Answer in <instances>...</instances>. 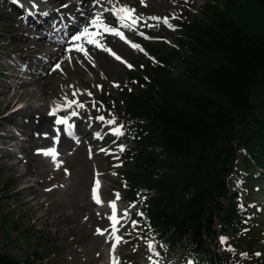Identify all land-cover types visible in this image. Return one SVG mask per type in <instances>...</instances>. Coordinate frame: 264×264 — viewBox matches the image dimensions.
Masks as SVG:
<instances>
[{
    "label": "trees",
    "instance_id": "trees-1",
    "mask_svg": "<svg viewBox=\"0 0 264 264\" xmlns=\"http://www.w3.org/2000/svg\"><path fill=\"white\" fill-rule=\"evenodd\" d=\"M179 45L184 55L151 47L153 63L129 73L117 101L104 99L133 143L123 153V196L140 203V228L164 245L166 264H234L219 234L240 225L229 189L238 153L253 167L248 186L264 168V0L205 5ZM0 264L35 262L0 250Z\"/></svg>",
    "mask_w": 264,
    "mask_h": 264
},
{
    "label": "bare ground",
    "instance_id": "bare-ground-1",
    "mask_svg": "<svg viewBox=\"0 0 264 264\" xmlns=\"http://www.w3.org/2000/svg\"><path fill=\"white\" fill-rule=\"evenodd\" d=\"M0 1L14 10L17 15L21 12L19 16L24 19L23 25L18 23L17 18H12L0 10V16L3 17L0 22V29L4 33L14 34L21 39L16 42L10 41L7 45L15 47L22 55L26 54L23 58L27 62L26 67H23L25 69L23 74L18 69L19 65H0V75L6 74L11 79L7 82L2 80L3 77H0V103L7 106L13 104L12 110L8 111L7 119H16L25 128L20 129L18 136L9 130H0V169L17 173L13 182L20 185L17 191L20 195V202L29 209L35 221L42 219L45 225L53 227L55 231L65 230L70 234L84 230H90L94 233L98 228L107 229L108 231L103 236L99 234L92 236V241L99 248L97 257L101 258L104 256L101 248L106 245V239L112 230V221L108 219L112 210L111 207L96 204L91 198V163L86 156L89 147L93 145L90 141V137H94L93 133L97 131H100L101 134L108 133L107 127L95 119L90 126L88 125L87 118L89 116L95 118L101 112L97 113L93 109L88 111L89 102L86 98L90 100V97L78 93V98L87 103V108L80 110V116L73 117L70 122H75V131L79 135L80 143L77 144L73 139L68 138L63 133V126H57L61 129L60 141L56 145L57 151L60 153L57 159L65 160V165L59 167V172L52 176L56 180V187L47 191L38 188L37 185L39 182H45V180L40 179L49 176L53 162L50 157L37 154L36 149L51 147L53 142L51 139L44 138L42 135L37 136L35 133L55 135L53 131L55 117L48 115L45 105L33 106L31 100L39 96L45 101L50 100L52 107L55 103L61 102L66 93L69 98H73L71 92L79 89L76 85L86 86V80L90 78L101 77L106 80L110 73L114 74L121 69V65L109 53L87 44L85 47L92 57V62L77 52L71 53L72 59L71 61L68 60L69 54L64 51L67 45L61 41L76 30L77 24L83 22V18L77 10L79 0H36L39 8L31 7L30 0H21L19 4L16 3V0ZM121 3L135 8L137 13H143L145 17L151 15L170 17L172 14L178 16L180 12L185 17L192 15L193 11L201 5L202 0H187V3L184 0H145L147 6L141 5L140 0H121ZM65 4L69 6L63 7ZM104 6L107 7L108 5L105 3ZM81 10L86 14L92 11L89 0H83ZM44 11L48 13L47 16L43 15ZM37 17L51 26L56 36L45 35L44 39H38L32 31L35 28H43L41 27L43 22ZM104 19L106 23L119 27L115 18L111 17L109 13H105ZM177 21L178 19L171 22L176 24ZM14 22L17 25H14ZM148 23L155 24L156 22L148 21ZM121 30L131 42L143 43L144 45L148 39L138 35V31L145 32L146 36L163 37L167 42L172 41L175 33V31L167 29L162 22L155 28L146 25L140 26L136 32L128 29ZM100 40L102 44L111 48L123 59L129 57L130 62L132 57L138 54L137 49L131 48L129 44L121 41L118 37L105 34ZM57 61L61 63V69L49 71ZM93 63H95V67H93ZM45 72L48 73L46 78L43 76ZM82 76L86 80H83ZM69 85L73 87L70 89ZM66 114L65 111L58 113V115ZM73 159L79 161V168L82 169L81 172L85 177L83 184L72 197L73 200H68L66 188L75 180H79L78 168H71L64 181L57 176L64 169H69L73 165L71 161ZM60 187L64 189L61 188L58 191ZM51 194H55L51 200L44 198L47 195L52 196ZM98 195L103 199L99 190ZM45 207L46 211L43 213ZM124 209V206L119 202L117 204L118 218ZM146 260L147 258L138 264H145ZM181 260L174 264H183Z\"/></svg>",
    "mask_w": 264,
    "mask_h": 264
},
{
    "label": "rangeland",
    "instance_id": "rangeland-1",
    "mask_svg": "<svg viewBox=\"0 0 264 264\" xmlns=\"http://www.w3.org/2000/svg\"><path fill=\"white\" fill-rule=\"evenodd\" d=\"M216 1L218 0H202L201 5L189 16L184 17L180 12L178 16L181 18L178 19L175 24L177 28L174 33V38L170 43L165 39H148L146 45L139 43L145 49L147 55L138 50L137 56H133L131 62L129 61V57L123 59L134 65L133 69L130 70L125 64L119 62L121 69L114 74L110 73L106 80H103L101 77L86 80V78L82 76L83 80L87 81L86 86H80L78 84L76 87L80 90H85V96H87L86 92H91L93 94L90 100L86 98L89 102L88 111L93 109L91 106L93 100L102 102L103 108L100 110L101 114L99 115H105L107 118H111V116H113L111 113L113 108L106 104L104 99L108 98L112 101H117L120 94L127 86L129 73L143 69L149 62L153 63L154 60L150 57L151 47L156 46L166 51L177 50L179 54L184 55L186 52L179 45V40L184 33L185 24L203 18V7ZM0 10H3L12 18H17L19 24H24V19L22 16H19L21 12L17 15L14 10L10 9L6 4H3L2 1H0ZM2 19L3 17L0 16V22ZM37 19L41 20L40 17H37ZM41 21L43 22V20ZM14 25H17L16 22H14ZM41 27L43 28H35L32 31L38 39H44L45 35H49L50 37L56 36L54 35V30L48 24L43 22ZM20 40L21 39L14 34L4 33V31L0 29V65H19L20 67H18V69L21 71V74H23L25 70L23 67H26L27 64L23 57L26 54L22 55L15 47L13 48L7 45L10 41L16 42ZM141 65L144 67L141 68ZM170 65L175 71L181 70L182 68V62L178 58L172 59ZM43 76L45 78L48 77V73H43ZM0 77H3V81L9 82L11 80L6 74H2ZM113 81L118 82L121 88L113 87ZM96 85H102V90L98 89ZM31 104L33 106L45 105L47 113L52 105L50 100L45 101L39 96L33 98ZM99 106L98 103L97 107ZM11 108H13V104L7 106L4 103H0V130H9L16 133V136H18L20 129L25 128L20 125L19 121L16 119H7L8 111ZM93 110L97 112L95 109ZM117 123L120 124L118 119ZM104 125L105 124H103V126ZM105 126L107 127L108 133H103L102 139L90 137L91 144L93 145H91L89 149L92 150L93 155L90 158L89 151L86 154L91 163L90 181L92 186L96 179L100 181L98 190L103 197V199L100 198L102 201V203L99 204L100 206L111 207L110 202L115 200L116 205L121 202L125 209H129V216L116 224V227L119 229L117 235L122 236L124 241H126L119 244L115 252L121 264H138L146 258L145 264H150L148 256L153 255V253L149 251L147 242L153 239L151 238L148 240L147 234L140 228V223L138 225H133L131 223L132 220L138 221V215H136V213L141 212L140 203L136 202L129 204L124 198L122 191L121 171L124 168L122 164V161H124L123 153L128 148L132 147L133 143L126 137L114 136L108 131V126ZM94 140L95 142H93ZM119 144L125 145V151L120 152L118 150ZM15 148L18 149L17 147ZM101 148L105 149V151L101 152ZM241 152L238 153L239 161L236 173L229 182L230 199L237 205V215L240 219V225L226 227L219 234V238L221 236L228 238L227 242L222 244V246L226 250H229L231 255L234 256V264H264V168L257 170L253 178L249 175L251 176V180L248 186L245 183L248 175L245 174L252 171L253 167L244 161V155ZM116 156H118L119 159H116ZM57 160L62 161L60 167L65 165V160ZM71 161L73 165L67 169L68 172L66 173L63 170L60 175L57 176V178L64 181L71 168H78L79 180H75L73 184L68 185L66 188L68 200H73L72 197L75 196L78 188L83 184L85 177L83 172H81L82 169L79 168V161L76 159ZM58 172L59 168L53 163L49 176L41 178L40 180H45V182H39L37 187L42 190L55 188L56 180H54L52 176H54V173L57 174ZM16 175V172L0 169V223L2 224L0 229V250L2 252L9 254L19 263H23L26 260L29 262L34 260L35 264H110V248L112 241L109 238L106 239V245L101 248L104 256L101 258L97 257L99 248L92 241V236L94 234L97 235V230H95L94 233L90 230H84L70 234L65 230L55 231L53 227L45 225L42 219L35 221L29 209L20 202V195L17 193L20 185L14 184L13 182ZM61 188L64 189L60 187L58 191ZM116 193L120 194V199H116ZM53 196H55V194L52 196L47 195L44 198H50L51 200ZM224 203L228 206L227 201ZM130 205L133 207L129 208ZM241 205H243V207H241ZM124 210L120 213V216L123 215ZM45 211L46 207L43 213ZM156 250L159 252L161 251V247L158 246L157 243ZM241 253H247V255H241ZM256 253H260V255H256ZM160 257H155L153 255L154 259H160ZM180 259H182L181 261L183 264H187L186 260L182 257L176 262ZM162 261L161 264H163Z\"/></svg>",
    "mask_w": 264,
    "mask_h": 264
},
{
    "label": "snow or ice",
    "instance_id": "snow-or-ice-1",
    "mask_svg": "<svg viewBox=\"0 0 264 264\" xmlns=\"http://www.w3.org/2000/svg\"><path fill=\"white\" fill-rule=\"evenodd\" d=\"M141 5L147 6L145 4V0H140ZM185 3H187V0H184ZM16 3H21V0H16ZM83 0H79V3L77 4V10L79 11L80 16L83 18V22L77 24L76 30L70 35L67 36L66 39H62L61 43L66 44L67 46L64 48L65 53H68V60L71 61L72 56L70 55L73 52L81 53L83 54L84 58L87 59L89 62H92V57L89 55L88 50L86 49L85 45H92L98 49H102L103 51L109 53L112 57L115 58L116 61H119L126 65L128 69H133L134 65L129 63L126 60H123V58L118 55L115 51H113L111 48L106 47L104 44L101 43L100 38L104 36L105 34L112 35L115 37H118L121 41H124L125 43L129 44L131 48L137 49L140 52H144L145 55L147 53L145 52V49L139 44V43H132L130 40H128L125 36L124 31L121 29H128L130 31L136 32L138 27L146 25L150 28L158 27L159 24L162 22L167 29L175 31L177 28V25L173 24L171 21L180 19L181 17L172 14L169 16H157V15H151L145 17L143 13H137V10L128 4L121 3V0H89V3L92 7V11L89 13H85L81 10ZM105 3L108 5L105 7ZM30 5L33 8H39V4L36 3V0H30ZM69 5L65 4L63 7H68ZM105 13H109L111 17L115 18L116 24L119 25V27H115L110 25L109 23L105 22L104 15ZM43 15L47 16L48 13L46 11L43 12ZM74 19V18H73ZM148 21H155V24H149ZM67 35V34H66ZM138 35L141 37H145L146 39H164L163 37H152V36H146L145 32L138 31ZM170 43V41H168ZM154 60V58H151ZM95 63H93V67H95ZM141 68L144 66L141 65ZM61 69V63L57 61L54 65H52L51 69L49 71H56ZM103 75V73H101ZM147 79V77H145ZM135 82V81H134ZM70 89L73 87L72 85L68 86ZM96 87L100 90H102V85H96ZM113 87L121 88V85L118 82L113 81ZM131 91V89H128ZM78 93L83 95L85 94V90L76 89L75 91L71 92V97L69 98V95L66 93L61 102L55 103L54 106L50 107V110L48 112L49 116L55 117L54 119V129L55 135H50L49 133H35L37 136H43L44 138H49L52 140L53 144L51 147H48L46 149H36L37 154H42L45 157H50L52 162L55 164L57 168L60 167L62 161H58L57 157L60 155V153L57 151L56 145L60 141L61 137V129L57 126H63V133L68 137L73 139L77 144L80 143L79 135L75 131V122L72 121L73 117H79L80 116V110L87 108V103L81 101L78 98ZM86 95L91 97L93 94L91 92H86ZM99 103V107H97V104ZM91 106L93 109H95L97 112H100V110L103 108L102 102H97L95 100L92 101ZM22 107V106H19ZM61 111H65L66 115H58ZM93 119L96 121L101 122L102 124H105L109 126L108 131L113 134L116 137H122L125 135V125L124 124H118L116 117L113 115L111 118H107L105 115H97L95 118L89 116L88 118V125L90 126ZM94 137L102 139L103 136L100 131H97L93 133ZM118 150L120 152L125 151V145L119 144ZM101 152L105 151V149L101 148ZM93 153L92 150L89 149V156L92 157ZM116 159H119L118 156L115 157ZM64 171L67 173L68 170L64 169ZM100 185V181L96 179L94 181V185L91 187V198L96 204H101L102 201L100 199V196L98 195V188ZM55 187V186H54ZM52 189H47V191H51ZM116 199H120V194H115ZM111 206V215L108 217L110 221H112V230L109 233V239H111V248H110V264H121V261L119 257L115 255L116 249L119 244L126 242L124 241L123 237L120 235H117V232L119 229L116 227V224L120 222V220L125 219L129 216V209L126 208L123 212V215L119 218L117 217V205L116 201L113 200L110 202ZM133 207L132 205L129 206V208ZM243 207V205H241ZM99 215V213H97ZM136 215L143 216L142 212H137ZM87 219V217H86ZM131 223L133 225H138L140 222L136 220H132ZM107 229H97V234L99 235H105L107 232ZM221 244H225L228 240L227 237L221 236L219 238ZM147 247L149 251L153 253L155 257H160L161 253L156 250V243L152 240H149L147 242ZM161 248L164 247V245H160ZM99 255V253L97 254ZM153 255L148 256V260L150 261V264H161L160 259H154ZM241 255H247V253H241ZM256 255H260V253H256ZM187 264H195L194 261L189 260Z\"/></svg>",
    "mask_w": 264,
    "mask_h": 264
}]
</instances>
